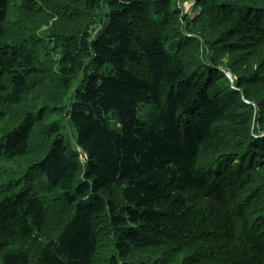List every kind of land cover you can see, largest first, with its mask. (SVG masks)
Masks as SVG:
<instances>
[{
	"label": "trees",
	"instance_id": "obj_1",
	"mask_svg": "<svg viewBox=\"0 0 264 264\" xmlns=\"http://www.w3.org/2000/svg\"><path fill=\"white\" fill-rule=\"evenodd\" d=\"M195 1L0 0V264H264V0Z\"/></svg>",
	"mask_w": 264,
	"mask_h": 264
},
{
	"label": "rangeland",
	"instance_id": "obj_2",
	"mask_svg": "<svg viewBox=\"0 0 264 264\" xmlns=\"http://www.w3.org/2000/svg\"><path fill=\"white\" fill-rule=\"evenodd\" d=\"M178 6H179V8H180V10L182 12V15L186 16V17H188L190 19H195L196 16H198L200 14V11H201V8L196 4L195 0H181L180 5L178 4ZM193 34L194 35L196 34L197 36H200V33L198 31L194 32V31H191V29L185 31V35L188 36V37L194 38ZM203 45H204V43H203ZM210 54H211V52L207 50V47H204V52L201 54L203 59H205V57L210 55ZM228 60H229V55L223 56V61L224 62H228ZM220 68L223 69V66H221ZM227 75H228L230 81L234 80L235 76L232 75L231 72H227ZM69 103H70V97L66 98L65 102L63 104H69ZM21 111H22V109L19 108V109L16 110V113H19ZM148 112L149 113L151 112V108L150 107H144V109L142 110L141 114L145 115ZM16 113H12V114H16ZM23 113H24V111L21 112V114H23ZM51 116L53 118H57V117H60V113L52 112ZM61 123L63 124V131H64V135H65V138H66V142L68 143V145H69V147L71 149L75 150L78 153L80 161L82 163H84L86 157L83 155V151H82V149L79 147V145L77 143V130L74 128V126L72 125V123L69 121L68 118L62 119ZM41 145H44V144H42L41 141H39V140L38 141L35 140L33 149H32V151L30 153L32 155V160H34L35 153L37 151L42 150ZM44 147H45V145H44ZM30 154L26 158H22V159H20L17 162H12L11 169H13V166H14V167H17V168L23 170L29 164V162L31 160L30 159ZM0 199H1V197H0Z\"/></svg>",
	"mask_w": 264,
	"mask_h": 264
},
{
	"label": "clouds",
	"instance_id": "obj_3",
	"mask_svg": "<svg viewBox=\"0 0 264 264\" xmlns=\"http://www.w3.org/2000/svg\"><path fill=\"white\" fill-rule=\"evenodd\" d=\"M85 156V155H84Z\"/></svg>",
	"mask_w": 264,
	"mask_h": 264
},
{
	"label": "water",
	"instance_id": "obj_4",
	"mask_svg": "<svg viewBox=\"0 0 264 264\" xmlns=\"http://www.w3.org/2000/svg\"><path fill=\"white\" fill-rule=\"evenodd\" d=\"M84 155V154H83Z\"/></svg>",
	"mask_w": 264,
	"mask_h": 264
}]
</instances>
